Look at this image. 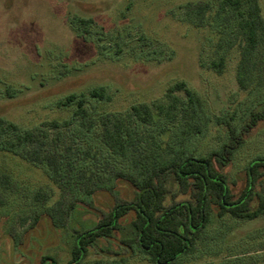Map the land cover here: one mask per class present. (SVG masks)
<instances>
[{"label":"rangeland","instance_id":"obj_1","mask_svg":"<svg viewBox=\"0 0 264 264\" xmlns=\"http://www.w3.org/2000/svg\"><path fill=\"white\" fill-rule=\"evenodd\" d=\"M256 3L264 22V0ZM218 5V0H0V118L17 128L14 133L3 124L0 143L31 133L35 141L19 151L39 143L40 154L56 162L62 177L53 183L45 167L0 151V264H40L45 258L67 264L75 233L133 199V189L118 175L135 177L137 170L129 157L112 156L98 139L105 117L146 104L153 122L136 130L153 137L160 155L175 151L201 158L226 142L228 127L238 129L250 112L264 107V44L241 89L235 75L243 44L233 31L235 16ZM78 19L92 21L85 37L75 25ZM219 59L221 73L211 67ZM177 82L201 102L191 122L199 133L189 137L181 134L179 116L170 122L156 109L169 103L166 89ZM97 86L111 100L85 96L86 117L75 116L73 104L57 107L66 95H85ZM174 94L187 105L184 92ZM259 156L264 157V122L225 170L234 196L244 188L245 167ZM3 175L10 177L5 184ZM105 187L111 190H101ZM59 205L75 207L62 225L43 214ZM210 223L196 252L179 264H264L263 217L226 216ZM121 239L120 234L115 241L98 240L80 264H148L123 252Z\"/></svg>","mask_w":264,"mask_h":264},{"label":"trees","instance_id":"obj_2","mask_svg":"<svg viewBox=\"0 0 264 264\" xmlns=\"http://www.w3.org/2000/svg\"><path fill=\"white\" fill-rule=\"evenodd\" d=\"M220 12L230 11L235 16L233 31L240 38L239 62L236 67V82L241 89L247 84L256 68L254 55L260 44H264V22L256 0H218ZM204 8L198 9L200 13ZM84 37L92 26L91 20L78 19L75 24ZM211 67L221 73L223 61L212 62ZM184 92L187 98L185 109L175 92ZM87 96L95 101H110L105 87L97 86L87 90L86 94L71 93L57 102V107L75 106L73 114L86 117L83 109ZM169 103L158 106L157 111L168 121L174 122L179 116L183 121L182 136L198 134L199 130L191 124L195 119L201 102L184 82L167 87L165 92ZM153 122L151 109L146 104H136L124 115L105 117L98 139L105 150L114 157H129L137 175H122L118 178L133 189V199L124 204H115L108 217L102 218L96 225L83 233H75V245L70 252L67 264H80L94 249L98 240L115 241L118 235L123 252L140 255L148 264H179L196 252V245L204 234L208 224L223 220L228 216L234 220H254L264 218V157L253 158L244 169L245 185L237 196L231 193L225 172L234 154L245 144L260 123L264 122V107L252 111L238 129L228 127V137L216 151L205 157L194 158L191 155L168 153L160 155V150L152 136H144L136 128ZM16 126L5 123L0 118V129ZM54 125V124H52ZM35 140L31 133L15 135V142L0 143V151L8 152L31 163L45 167L53 183H59L61 175L56 162L40 154L38 145L26 153L20 152L25 143ZM10 179L3 175L5 184ZM110 191L111 187L101 189ZM94 191L91 193L93 194ZM85 201L81 202L84 204ZM75 207L56 206L43 214L55 224L62 225ZM213 221H212V220ZM37 220L33 218L30 226ZM95 250V249H94ZM116 255L118 253L116 252ZM122 261V259H120ZM40 264H57L47 258Z\"/></svg>","mask_w":264,"mask_h":264}]
</instances>
